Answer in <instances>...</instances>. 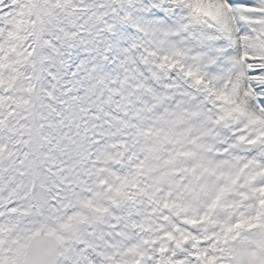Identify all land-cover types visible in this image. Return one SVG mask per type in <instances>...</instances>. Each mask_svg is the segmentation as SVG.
I'll list each match as a JSON object with an SVG mask.
<instances>
[{
    "label": "snow or ice",
    "instance_id": "obj_1",
    "mask_svg": "<svg viewBox=\"0 0 264 264\" xmlns=\"http://www.w3.org/2000/svg\"><path fill=\"white\" fill-rule=\"evenodd\" d=\"M0 264H264V0H0Z\"/></svg>",
    "mask_w": 264,
    "mask_h": 264
}]
</instances>
